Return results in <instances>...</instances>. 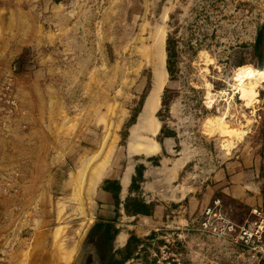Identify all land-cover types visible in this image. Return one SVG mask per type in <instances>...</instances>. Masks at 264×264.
I'll return each instance as SVG.
<instances>
[{
    "label": "rangeland",
    "instance_id": "obj_1",
    "mask_svg": "<svg viewBox=\"0 0 264 264\" xmlns=\"http://www.w3.org/2000/svg\"><path fill=\"white\" fill-rule=\"evenodd\" d=\"M160 25L173 69L155 107L164 128L153 134L155 119L132 143ZM253 73L251 107L241 89ZM232 131L242 137L229 149ZM149 140L158 151L139 149ZM104 167L123 191L131 174V197L164 204L145 220L115 204L117 230L131 232L126 253L100 236L109 214L91 179ZM205 192L239 226L256 219L252 207L264 213V10L237 0H0V264H261L200 225L189 198Z\"/></svg>",
    "mask_w": 264,
    "mask_h": 264
},
{
    "label": "bare ground",
    "instance_id": "obj_2",
    "mask_svg": "<svg viewBox=\"0 0 264 264\" xmlns=\"http://www.w3.org/2000/svg\"><path fill=\"white\" fill-rule=\"evenodd\" d=\"M165 14H166V11H165ZM164 14V15H165ZM167 16H165L164 18H166ZM145 25V24H144ZM145 27V26H144ZM150 27V26H149ZM152 29V28H151ZM144 31V30H143ZM150 34H151V39H149V40H151V43H152V52H151V55H152V58L151 59H149L148 57H146V62L147 63H149L150 65H151V67H152V74H153V86H152V88L150 89V91H149V93H148V95L146 96V99H145V102H144V104H143V106H142V109H141V111L139 112V114H138V116H137V120H136V122L134 123V125H133V127H132V129H131V131H130V142H134V141H136V138H138L139 137V139L141 140L142 139V137L141 136H143L145 133H148L147 131H148V129L147 128H149V127H151V125H152V122L154 123L157 119L156 118H154L155 117V107H156V105H157V108H158V104H160V101H161V92H162V89H163V85H164V82H165V79L167 78L166 77V75H167V69H166V67H165V56H166V50H165V37H166V30H165V27L164 26H162V25H160V26H157V27H155L153 30H151V32H150ZM149 52V53H150ZM149 57H150V55H149ZM148 65V64H147ZM254 76H255V74L253 73V75L251 76V78H248L246 81H245V83H244V85L242 86V91H243V93H244V95L246 96L245 98H244V100H243V104L244 105H246V106H253V104H254V102L256 101V100H258V98H257V96L254 94V92H253V90H255V88L252 86V83H247V85H246V82H248V81H252L253 80V78H254ZM156 119V120H155ZM155 120V121H154ZM158 121V120H157ZM159 122V121H158ZM156 124H158V125H156L157 127L155 128V127H151L152 128V130H153V132H152V130H151V132L154 134H156V133H158V131H159V129L161 128V123L159 122V123H157V122H155ZM154 125V124H153ZM155 126V125H154ZM147 131H146V130ZM150 129V128H149ZM145 130V131H144ZM150 132V131H149ZM140 133H144L143 135L141 134V136H139V134ZM232 138L231 139H227V140H225L224 141V143H223V145H225V146H227L229 149H231V146H233L234 145V143L235 142H233V139L236 137L237 139H240L241 137H242V134L241 133H239V134H237V133H234L233 131H232ZM148 135V134H147ZM141 137V138H140ZM149 137V136H148ZM115 138V137H114ZM144 138V137H143ZM153 138V137H152ZM139 139H137V140H139ZM112 140H113V138H112ZM139 140V141H140ZM151 140V139H150ZM148 141V142H150V143H153V144H148V142L146 143V142H144V144H145V146L143 147L142 146V148H139L140 150L142 149L143 151H148L149 150V148L151 149V146L150 145H152V146H154L155 148H153V149H156L157 150V148H160V145H159V143L158 142H152V141ZM154 141V140H153ZM115 142V141H114ZM114 142H110L111 144H108V146L109 145H111V147L108 149L110 152L111 151H114V145H115V143ZM129 142V143H130ZM137 142V141H136ZM105 144V143H104ZM103 144V145H104ZM138 144V143H137ZM148 144V145H147ZM129 145V144H128ZM141 145H143V144H141ZM141 145H139V147H141ZM106 146V145H105ZM107 146V147H108ZM133 145H130V147H129V152L130 153H132V152H134V148L132 147ZM148 146H150V147H147ZM224 146V147H225ZM104 147V146H103ZM106 147V148H107ZM113 147V148H112ZM135 148H137V146H135ZM104 149V148H103ZM103 149L102 150H100L101 152L103 151ZM152 149V151H154ZM109 151H107V153L109 152ZM139 151V150H138ZM137 151V152H138ZM151 151V150H150ZM158 151V150H157ZM98 152V151H97ZM96 152V153H97ZM104 152L105 151H103V153H102V155L104 154ZM136 153V152H135ZM148 153V152H147ZM98 154V153H97ZM101 154V153H100ZM98 155V157L99 156H101V155ZM106 154V153H105ZM96 155V154H95ZM95 157V156H94ZM105 157H106V155H105ZM109 157V154H108V156H107V158ZM88 158V157H87ZM99 158H102L103 159V157H99ZM85 159H86V157H85ZM109 159V158H108ZM87 160H89V159H87ZM97 160V159H96ZM109 162V161H108ZM90 164V163H89ZM97 164V163H96ZM97 165H99V164H97ZM96 165V166H97ZM102 166V165H101ZM100 167V166H99ZM93 168V167H92ZM95 168V167H94ZM97 168V167H96ZM95 168V169H96ZM109 170V169H108ZM77 171H79V170H77ZM93 171V170H92ZM129 172H131V171H129ZM106 173H107V170H106V167H104V168H101V169H99V171H97L96 172V176H94V177H92V179H91V184H92V186H94L95 185V183L97 182V180H99V181H102L103 180V178H104V176L106 175ZM71 174V173H70ZM129 176H130V173H129ZM72 177H73V175H72ZM85 177V176H84ZM126 177H127V175H126ZM125 177V178H126ZM129 178V177H128ZM125 181V180H124ZM126 181H128V180H126ZM128 184V183H127ZM89 188V187H88ZM91 220V219H90ZM254 221H255V219H253L252 221H251V223H249L248 224V228L249 229H251V227H253V225H254ZM59 229H61V228H59ZM58 230V229H57ZM57 230H56V232H57ZM66 230V229H65ZM55 232V233H56ZM57 234V233H56ZM264 234V231L262 232V235ZM122 235H124L125 236V234H123L122 233ZM261 235V236H262ZM125 238V237H124ZM117 239V238H116ZM122 241H124L123 240V237L121 238V237H119V240H118V243H120V245H121V242ZM71 254V253H70ZM70 254H69V256H70ZM67 256H68V252H67ZM69 258V257H68ZM67 258V259H68ZM72 259V258H71ZM70 261V260H69ZM68 262V261H67Z\"/></svg>",
    "mask_w": 264,
    "mask_h": 264
},
{
    "label": "crops",
    "instance_id": "obj_3",
    "mask_svg": "<svg viewBox=\"0 0 264 264\" xmlns=\"http://www.w3.org/2000/svg\"><path fill=\"white\" fill-rule=\"evenodd\" d=\"M144 169L142 170V177L145 176V173H144ZM144 180L140 181V182H143ZM248 184H250L249 182H247ZM102 184L101 185V188L99 191V196L98 198L99 199H102L105 201V205H107L105 211L107 214L109 215H106L107 217H105L102 221H105V222H109L111 225H113L114 227H118V223L115 222L113 220V218L115 217V210L114 208L116 207L115 204H117V210L120 214H123L124 216L126 217H129L130 219L132 218H135L136 216H140L141 218H143V220H145V218H152L153 216L156 217V219L159 217V216H163V209H164V204L160 205L158 203H154L153 204V207L151 208V211L149 214H144V213H133L132 211H126L125 210V207H124V202H125V199L126 197L128 196H131L132 193H133V187L132 186V177H131V174H130V179H129V182H128V185L126 186L125 188V191H123V186H122V183H121V177H106L102 180ZM103 186H106V188H103ZM244 186H247V185H243L242 186H238L237 189H241L244 188V192H248L246 190H250L249 188L250 187H244ZM250 186V185H249ZM240 187V188H239ZM248 188V189H246ZM189 193V191H186L184 193V195L181 197V194L178 195V200L182 199V198H185L186 195ZM206 195V197H201V199H196V202H193L192 201V196H190L189 198V206L193 209H199L201 210L203 207H205L209 200L211 199V195L208 193V192H205L204 193V196ZM140 199V198H139ZM141 200H144L145 202H149V199L147 198H143L142 196V199ZM192 202L194 203L192 205ZM119 205V207H118ZM121 206V207H120ZM112 214V215H111ZM158 216V217H157ZM185 220H188L187 219V216L184 218ZM153 220V219H152ZM124 229H121V230H117L115 233H114V237H113V242H114V247L115 248H119L120 251L122 252H128L127 250L129 249V245H130V241H131V232H129L128 230H124L126 232V236L124 238V241L121 243H116V237L118 235V233L120 231H122ZM151 229H148V231H150ZM137 234V233H136ZM146 234V232L144 233ZM143 242H140L138 244V248L140 246H142ZM134 253H137V250L134 251ZM130 256H126L125 259H127V262L132 260V256L131 258H129ZM39 261L42 260L41 257H39L38 259Z\"/></svg>",
    "mask_w": 264,
    "mask_h": 264
},
{
    "label": "built area",
    "instance_id": "obj_4",
    "mask_svg": "<svg viewBox=\"0 0 264 264\" xmlns=\"http://www.w3.org/2000/svg\"><path fill=\"white\" fill-rule=\"evenodd\" d=\"M242 3H246L247 5L256 7L258 9L264 10V0H237ZM10 81H8L5 86L6 92L4 95L6 96V102L11 105H15V99L12 97L10 92ZM11 109V107H10ZM220 202L219 198L213 199V204H208L203 207L200 211V225L214 233L223 234L235 241H241L246 246L254 249L253 256L262 259L261 264H264V241H261V235L264 231V213L259 207H252L251 212L255 214L256 219L254 221L253 227L249 229L245 226H239L233 221H228L220 216L217 211V203ZM248 225V224H247ZM253 236H256L255 239L252 240ZM258 240L257 243H255Z\"/></svg>",
    "mask_w": 264,
    "mask_h": 264
},
{
    "label": "trees",
    "instance_id": "obj_5",
    "mask_svg": "<svg viewBox=\"0 0 264 264\" xmlns=\"http://www.w3.org/2000/svg\"><path fill=\"white\" fill-rule=\"evenodd\" d=\"M261 39H262L261 33L259 32L257 34L256 40H255L256 41V44H255L256 50L259 49V46L261 44ZM166 68H167L169 75L172 76L173 75V69H172V65H171V55L169 53L168 45H167ZM165 91H167V90L165 89ZM162 99H165L164 94L162 96ZM163 128H164V125L162 124L160 130H163ZM103 188H106V186H103ZM124 207H125V210L127 212L132 211L133 213L139 212V213L149 214L151 212L152 205H150V203L145 202L144 200H141L137 197L128 196L125 199ZM98 226L103 228V235H105L109 239H113L114 233L117 231L116 227L111 225L109 222H105V221L99 222Z\"/></svg>",
    "mask_w": 264,
    "mask_h": 264
},
{
    "label": "flooded vegetation",
    "instance_id": "obj_6",
    "mask_svg": "<svg viewBox=\"0 0 264 264\" xmlns=\"http://www.w3.org/2000/svg\"><path fill=\"white\" fill-rule=\"evenodd\" d=\"M101 235H103V231H102V233L100 234V236H101ZM116 249L118 250V248L112 247V245H111V250H112V251H116Z\"/></svg>",
    "mask_w": 264,
    "mask_h": 264
}]
</instances>
